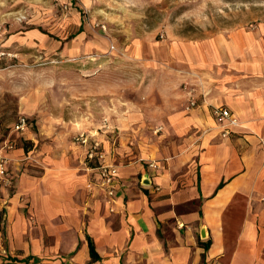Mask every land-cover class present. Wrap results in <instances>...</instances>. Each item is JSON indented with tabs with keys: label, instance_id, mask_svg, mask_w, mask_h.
<instances>
[{
	"label": "crops",
	"instance_id": "1",
	"mask_svg": "<svg viewBox=\"0 0 264 264\" xmlns=\"http://www.w3.org/2000/svg\"><path fill=\"white\" fill-rule=\"evenodd\" d=\"M154 49L148 97L92 104L72 127L116 167L112 199L79 144L9 132L0 264H264V22ZM213 106L236 120L228 135Z\"/></svg>",
	"mask_w": 264,
	"mask_h": 264
},
{
	"label": "rangeland",
	"instance_id": "2",
	"mask_svg": "<svg viewBox=\"0 0 264 264\" xmlns=\"http://www.w3.org/2000/svg\"><path fill=\"white\" fill-rule=\"evenodd\" d=\"M257 22L264 0H0V140L22 115L32 146L77 145L90 105L148 97L155 45Z\"/></svg>",
	"mask_w": 264,
	"mask_h": 264
},
{
	"label": "built area",
	"instance_id": "3",
	"mask_svg": "<svg viewBox=\"0 0 264 264\" xmlns=\"http://www.w3.org/2000/svg\"><path fill=\"white\" fill-rule=\"evenodd\" d=\"M197 103L191 100L187 103L185 109L187 111L196 108ZM211 116L220 125L223 135L229 134V128L237 125L236 120L232 117L230 111L223 106H213L210 109ZM29 127V121L25 116H18L13 123L11 130L23 133ZM77 144L84 148V161L86 169L95 170L98 174V181L95 183L103 193L105 198L112 199L116 191L117 169L105 161V154L101 150L98 141L93 140L90 134L79 132L75 137ZM14 149V143L8 139L0 140V189H8L11 187V180L7 176L8 157L7 153ZM148 169H157L156 161H148L146 163ZM92 188V184L87 186L88 191Z\"/></svg>",
	"mask_w": 264,
	"mask_h": 264
},
{
	"label": "trees",
	"instance_id": "4",
	"mask_svg": "<svg viewBox=\"0 0 264 264\" xmlns=\"http://www.w3.org/2000/svg\"><path fill=\"white\" fill-rule=\"evenodd\" d=\"M79 31H81V29H79ZM71 38L72 37H70V39ZM12 125H11V128H12ZM3 220H4V214H3V212H0V221L2 222ZM199 244H201V243H199ZM209 245H210V241H208L207 243H205L203 245V248L206 250L209 247ZM88 246H89V255H90L91 260L92 261H98L99 260L98 259V255L95 252V249H94V246H93L91 240H89V239H88Z\"/></svg>",
	"mask_w": 264,
	"mask_h": 264
}]
</instances>
